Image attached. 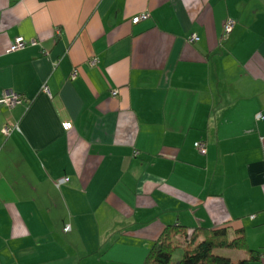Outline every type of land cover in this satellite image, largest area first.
Listing matches in <instances>:
<instances>
[{
  "label": "crops",
  "instance_id": "1",
  "mask_svg": "<svg viewBox=\"0 0 264 264\" xmlns=\"http://www.w3.org/2000/svg\"><path fill=\"white\" fill-rule=\"evenodd\" d=\"M179 223L264 251V0H0V264H143Z\"/></svg>",
  "mask_w": 264,
  "mask_h": 264
},
{
  "label": "trees",
  "instance_id": "2",
  "mask_svg": "<svg viewBox=\"0 0 264 264\" xmlns=\"http://www.w3.org/2000/svg\"><path fill=\"white\" fill-rule=\"evenodd\" d=\"M148 17L149 14L144 19ZM181 247L183 256L176 264H264V251L250 248L243 229L232 228L229 223L213 227L169 224L153 243L143 264H170L174 251ZM237 251L246 255L233 257Z\"/></svg>",
  "mask_w": 264,
  "mask_h": 264
},
{
  "label": "built area",
  "instance_id": "3",
  "mask_svg": "<svg viewBox=\"0 0 264 264\" xmlns=\"http://www.w3.org/2000/svg\"><path fill=\"white\" fill-rule=\"evenodd\" d=\"M146 17H147V14H143L141 16L137 15L133 19H134V21H137V20H140V19H144ZM233 25H234V21L233 20H227L226 25H225V32L228 33L231 30V28L233 27ZM195 40H196V37L195 36H190L188 38V41L189 42H194ZM28 42H29V40H27L26 38H24V36H18L14 40V42L11 44L10 49L11 50L23 49V48L26 47V45L28 44ZM30 42L31 43H34L35 41L34 40H31ZM96 62H97V59H92L91 60V64H95ZM77 73H78L77 72V69L75 68L73 70V73L71 74V77L74 78L77 75ZM47 87L48 86L46 84H44L42 90H43V92L45 94H47L48 96L51 97L52 96V93L49 90V88H47ZM116 93H117V91H113L112 92L113 95H116ZM3 101L8 106H14L17 103H21L23 101V98H22L21 95L15 93L13 91H8L6 93V96L3 98ZM15 127L18 128L17 125ZM11 132H12V127H10V126L7 125V126H5L3 128V133L10 134ZM195 146L198 147L200 153H205L206 152V149L201 144V141H197L196 144H195ZM66 180L67 179L64 177L59 182L61 183V182H64ZM69 229H70V226H66V227L63 228V230H65V231H68Z\"/></svg>",
  "mask_w": 264,
  "mask_h": 264
},
{
  "label": "rangeland",
  "instance_id": "4",
  "mask_svg": "<svg viewBox=\"0 0 264 264\" xmlns=\"http://www.w3.org/2000/svg\"><path fill=\"white\" fill-rule=\"evenodd\" d=\"M183 256V248H178L174 251L171 263L170 264H176Z\"/></svg>",
  "mask_w": 264,
  "mask_h": 264
},
{
  "label": "bare ground",
  "instance_id": "5",
  "mask_svg": "<svg viewBox=\"0 0 264 264\" xmlns=\"http://www.w3.org/2000/svg\"><path fill=\"white\" fill-rule=\"evenodd\" d=\"M136 22V21H135ZM48 88V87H47ZM52 93V92H51Z\"/></svg>",
  "mask_w": 264,
  "mask_h": 264
},
{
  "label": "clouds",
  "instance_id": "6",
  "mask_svg": "<svg viewBox=\"0 0 264 264\" xmlns=\"http://www.w3.org/2000/svg\"><path fill=\"white\" fill-rule=\"evenodd\" d=\"M53 95V94H52Z\"/></svg>",
  "mask_w": 264,
  "mask_h": 264
}]
</instances>
